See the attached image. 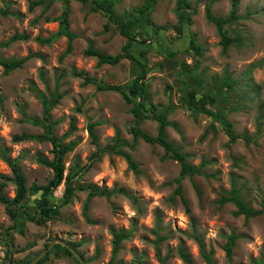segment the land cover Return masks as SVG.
Listing matches in <instances>:
<instances>
[{"label": "rangeland", "instance_id": "1", "mask_svg": "<svg viewBox=\"0 0 264 264\" xmlns=\"http://www.w3.org/2000/svg\"><path fill=\"white\" fill-rule=\"evenodd\" d=\"M30 1L0 0V8L9 11L0 15V42L25 35L0 46V58L27 57L9 72L0 65V149L16 158L27 188L21 202H0V248L9 252L0 264H160L159 257L164 264H208L205 255L213 264H264V0H237V17L223 25L235 39L226 48L206 19V0H185L190 24L182 32L177 0H154L148 8L155 25L165 30L143 31L142 23L134 28L145 39L131 47L148 68L145 107L165 116L167 140L189 164L200 167L199 173H187L181 180L189 212L175 193L178 162L156 143L138 138L133 144L132 104L118 91L97 86L126 84L136 66L127 59L99 64L95 56L84 54L89 46L119 53L126 38L118 27L111 24L103 31L106 14L90 12V0H52L49 5L45 0L29 9ZM146 2L116 0L115 15L132 22L138 17L132 8ZM232 3L213 0L212 15L228 18ZM66 6L69 29L76 34L69 53L65 36L49 44L36 40L58 30L55 17ZM190 33L196 34L199 54L187 48ZM79 73L95 82H85ZM44 116L48 128L35 123ZM91 123L96 142L88 131ZM139 127L156 136L158 122L144 118ZM21 134L33 138L16 141ZM43 134L50 138H36ZM115 142L120 143L107 148ZM53 143L67 150L61 160L63 178L51 191L50 202L62 200L68 173L82 171L74 177V193L59 215L38 224L29 216L37 210L41 191L33 193L31 187L53 177L52 169L40 161L52 160ZM0 175L2 194L11 200L16 186L2 156ZM79 184L124 188L127 195L92 196L84 216L87 191L78 189ZM232 189L259 213L235 215L233 202L221 203ZM9 208L17 211L15 220ZM114 232L127 236L111 260ZM231 233L236 242L228 258L224 245Z\"/></svg>", "mask_w": 264, "mask_h": 264}, {"label": "trees", "instance_id": "2", "mask_svg": "<svg viewBox=\"0 0 264 264\" xmlns=\"http://www.w3.org/2000/svg\"><path fill=\"white\" fill-rule=\"evenodd\" d=\"M81 3H85L87 0H78ZM154 0H147L146 4L140 6V7H134L132 10L136 11L138 13V17L135 18L134 21H126L124 18H118L115 15L114 12V5L116 3V0H90L92 5L89 8L90 12H97L102 11L106 14V22L103 25V31H108L111 24H115L118 27V31L120 35L124 36L126 38V42L122 45L121 51L117 54L111 55L107 53L100 52L99 50L89 46L85 51L84 54L87 56H95L97 58V61L99 64L107 63V64H116L122 59L130 60L137 68V72L135 76L129 80L126 84L118 85V84H100L98 83L97 86L99 89L102 90H112V91H118L124 98L125 101L132 104L131 113L134 116V120L132 124L129 127V133L132 135L133 144L136 142L138 138L143 139L146 142L149 143H156L159 146H161L165 153L169 155L173 160L177 161L180 170L179 175L174 179V182L176 183L175 193L178 194L181 197V200L184 204V209L186 212H189V207L187 206V200L184 198L182 194V186H181V180L183 176L187 173H199L200 167L196 165L189 164L186 161V156L182 154L170 141L167 140L166 134H165V127L168 125V122L165 119V116H157V114L154 112H151L147 107H145L146 103V75L148 73V68L146 66V63L143 62L141 59H139L134 52L131 50V47L135 44H141L145 41L144 38H140V35L137 31L134 30L135 27H138L141 23L143 27V31L147 29H153V27H156L154 32H157L160 29L165 30V26H156L155 23L152 21L150 16V9H148ZM45 2V0H33L29 3V9H32L34 6L41 4ZM52 2V0H48L47 4L49 5ZM213 0H206L204 5L205 10V16L206 19L211 22L217 29L219 36H220V44L223 46V48H226L233 42H235V39L230 37L228 34L225 33L223 30V25L229 22L230 18H236L235 15V6L237 4V0H233L232 3V9L229 13L228 18L225 17H215L211 13V3ZM176 10L178 15V21H179V27L178 31L182 32V29L186 27L188 24H190L189 16L186 17L185 13L187 12V9L190 10V6L187 4L185 0H177L176 1ZM187 6V8H186ZM181 11V12H180ZM9 11L7 8H0V15H8ZM69 9L66 7L63 8L60 15L55 17V20L58 21V30L49 37H37V41L42 44H49L52 42L55 38L59 36H65L67 39V44L65 48V53H69L72 50V40L75 38L76 34L72 32L69 29ZM186 17V18H185ZM131 26V29L129 26ZM134 30V32L132 31ZM25 35H17L14 34L11 36L7 41L0 42V46H3L11 41H15L20 38H24ZM238 39V38H237ZM187 48L191 50L192 52H196V54L200 53V47L197 44L196 41V34L190 33L189 39H188V46ZM141 53L146 52L147 49L140 50ZM27 57H22L19 59H13V60H5L0 58V65L3 67L4 72H9L17 67H20ZM78 75L82 76L84 78L85 82H95L91 77H89L86 74L79 73ZM138 99V101H136ZM53 102L57 101V98H54L52 100ZM144 118H152L158 122V131L156 136H151L147 132L143 131L140 127V121ZM47 116H44L42 120H36V124H43L46 125V128L49 127V124L47 123ZM88 131L90 136L92 137V141L96 142L95 134L93 131V124H89ZM33 138L31 135L21 134L16 135L14 139L16 141L25 140ZM36 138L40 140L49 139L50 137L46 134L39 135ZM120 142H115L112 145H108V149L114 148L116 145ZM54 145V156L52 160H45L40 159L42 163H44L46 166L50 167L53 171V177L48 181L45 185H32L31 191L33 193H36L38 191H41V195L38 199V207L35 212V214L29 216V219L41 224L47 220H50L60 213V208L63 205H66L70 198L72 197L75 187L72 184V181L74 180V177L77 176L82 170H79L78 172L68 173L65 176V189L62 196V200L58 203H52L50 202L49 196L51 195V191L61 182L63 178V164H62V157L64 152L67 150L65 147H61L58 143H53ZM0 156H2L9 164L11 173L13 175L12 181L15 184V195L14 197L9 200L7 197H5L2 194V189L4 187V183L0 182V202L2 203H19L21 200L24 199L27 193L26 188V180L22 173V171L19 168L18 162L16 158H9L5 155V151L0 149ZM128 163L130 168L134 169L136 164L134 161H132L130 158H128ZM203 164V161L200 162V166ZM88 166L85 168L87 169ZM1 177H4L3 175H0ZM80 190H86L87 191V200L84 204L83 214L85 216V211L87 209V202L88 200L95 195H104L106 193H122L127 195L124 188H112L111 190H106L104 188H95L92 186H83L79 184L77 186ZM226 201L233 202L236 210L234 211L235 215L245 214L247 216H254L259 213V210L252 209L248 207L242 198L237 194L236 189H232L230 192H228L227 196L222 197L220 199L221 203H224ZM9 216L15 220L18 213L17 211H13L11 208L8 209ZM86 218V217H85ZM88 221V219L86 218ZM127 236V233L123 232H114L113 233V245H112V256L111 260L115 257L119 250V243ZM236 242V235L231 233L226 237V243L224 245V250L226 256L229 258L232 254V249ZM65 252L67 254H72V250H70L67 247H63ZM9 255V252L7 251L5 254V258ZM205 260L208 264H213L212 260L209 255L204 256ZM183 259L186 260L187 256L183 255ZM160 264H164V260L159 257ZM10 260L7 261L5 264H9ZM187 264H191L186 260ZM262 264V263H261Z\"/></svg>", "mask_w": 264, "mask_h": 264}, {"label": "clouds", "instance_id": "3", "mask_svg": "<svg viewBox=\"0 0 264 264\" xmlns=\"http://www.w3.org/2000/svg\"><path fill=\"white\" fill-rule=\"evenodd\" d=\"M264 202V201H263ZM264 205V204H263ZM0 252L2 253V256L0 255V258H3V260L5 259V254L6 253H4V251H3V249H1L0 248ZM3 260H2V262H3Z\"/></svg>", "mask_w": 264, "mask_h": 264}, {"label": "built area", "instance_id": "4", "mask_svg": "<svg viewBox=\"0 0 264 264\" xmlns=\"http://www.w3.org/2000/svg\"><path fill=\"white\" fill-rule=\"evenodd\" d=\"M0 255L2 256V253L0 252Z\"/></svg>", "mask_w": 264, "mask_h": 264}, {"label": "water", "instance_id": "5", "mask_svg": "<svg viewBox=\"0 0 264 264\" xmlns=\"http://www.w3.org/2000/svg\"><path fill=\"white\" fill-rule=\"evenodd\" d=\"M263 204H264V202H263Z\"/></svg>", "mask_w": 264, "mask_h": 264}]
</instances>
